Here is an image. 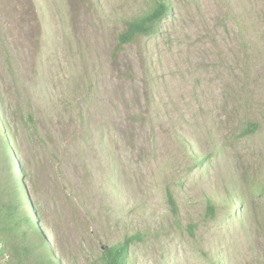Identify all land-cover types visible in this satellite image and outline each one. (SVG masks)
Here are the masks:
<instances>
[{"label":"rangeland","instance_id":"1","mask_svg":"<svg viewBox=\"0 0 264 264\" xmlns=\"http://www.w3.org/2000/svg\"><path fill=\"white\" fill-rule=\"evenodd\" d=\"M158 1L0 0V117L35 228L60 264L135 235L129 264H264V0H162L117 48Z\"/></svg>","mask_w":264,"mask_h":264},{"label":"trees","instance_id":"2","mask_svg":"<svg viewBox=\"0 0 264 264\" xmlns=\"http://www.w3.org/2000/svg\"><path fill=\"white\" fill-rule=\"evenodd\" d=\"M168 12V6L160 0L141 16L126 21L123 32L117 37V48L132 43L136 37L155 33ZM247 129L244 132L254 133L257 125L250 124ZM11 141L12 135L0 117V249L3 254L9 252L11 255L3 264H60L51 258L33 223L36 220L34 206L25 195L23 183L17 180L23 175L8 144ZM167 201L172 213L176 214V205L169 192ZM232 209L241 220L247 218V211L241 203L233 204ZM230 216L235 219L233 212ZM17 236L26 239L27 243L19 246L15 242ZM138 238V235L125 237L119 243L102 247L98 264H129V249Z\"/></svg>","mask_w":264,"mask_h":264}]
</instances>
